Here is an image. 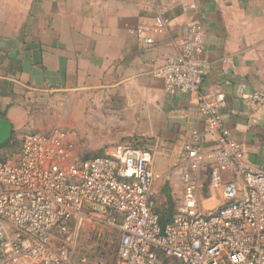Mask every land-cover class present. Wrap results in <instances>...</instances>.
<instances>
[{"label":"crops","instance_id":"1","mask_svg":"<svg viewBox=\"0 0 264 264\" xmlns=\"http://www.w3.org/2000/svg\"><path fill=\"white\" fill-rule=\"evenodd\" d=\"M158 10L169 24L146 45L133 31L150 28ZM194 23L203 38L201 92L223 96L224 127L243 145V161L264 172V107L246 100L264 93V0H0V118L13 134L67 133L72 155L96 157L117 144L148 151L168 181L173 220L183 201V146L192 131L207 150L218 138L195 95H169L154 75ZM213 169L198 171L205 214L224 204L209 188Z\"/></svg>","mask_w":264,"mask_h":264},{"label":"built area","instance_id":"2","mask_svg":"<svg viewBox=\"0 0 264 264\" xmlns=\"http://www.w3.org/2000/svg\"><path fill=\"white\" fill-rule=\"evenodd\" d=\"M184 7L195 10L194 4ZM169 24L158 10L150 28L133 31L146 45ZM201 26L192 24L178 55L155 72L169 95L196 96L199 114L218 134L207 150L196 131L183 146V201L162 228L154 213V191L163 175L152 156L117 144L103 156L74 161L67 133L27 134L18 160L0 163V264H74L76 240L85 221H100L120 233L117 264H264V172L243 161L244 147L224 127L223 96L201 92L204 79ZM264 107V93L246 97ZM214 164L209 188L224 204L205 214L199 204L198 171ZM234 179L222 183L220 174Z\"/></svg>","mask_w":264,"mask_h":264},{"label":"rangeland","instance_id":"3","mask_svg":"<svg viewBox=\"0 0 264 264\" xmlns=\"http://www.w3.org/2000/svg\"><path fill=\"white\" fill-rule=\"evenodd\" d=\"M14 141L21 144L23 135L13 134ZM94 155H76L73 154L74 161H83L92 158ZM6 162H16L18 160V151L5 155ZM157 191L154 195L153 209L163 211L166 203L164 189L168 187V181L164 178L157 184ZM207 205L206 208L212 207ZM98 221H85L82 231L76 240V250L74 255V264H117L118 242L120 233L117 229H112L103 225L100 221L103 213H97Z\"/></svg>","mask_w":264,"mask_h":264},{"label":"trees","instance_id":"4","mask_svg":"<svg viewBox=\"0 0 264 264\" xmlns=\"http://www.w3.org/2000/svg\"><path fill=\"white\" fill-rule=\"evenodd\" d=\"M23 138H24V136H23ZM22 141H23V139H22ZM21 145H22V142L18 146V144L12 138L11 141L0 146V163L6 162L5 155H7V154L9 155V154H11L13 152H17V151L19 154L20 149H21ZM103 155L104 154L102 151L101 155H99V156H103ZM99 156H96V157H99ZM96 157H92L90 159H94ZM164 194H165V198H166V208L162 212L154 210V213L158 215L159 224L162 228H164L166 225L170 224L172 222V217H173V205H172L171 197H170L166 188L164 189Z\"/></svg>","mask_w":264,"mask_h":264},{"label":"water","instance_id":"5","mask_svg":"<svg viewBox=\"0 0 264 264\" xmlns=\"http://www.w3.org/2000/svg\"><path fill=\"white\" fill-rule=\"evenodd\" d=\"M13 138V129L8 120L0 118V146L8 143Z\"/></svg>","mask_w":264,"mask_h":264}]
</instances>
